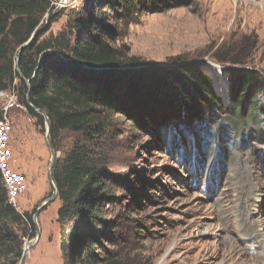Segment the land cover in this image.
<instances>
[{
  "label": "rangeland",
  "instance_id": "rangeland-1",
  "mask_svg": "<svg viewBox=\"0 0 264 264\" xmlns=\"http://www.w3.org/2000/svg\"><path fill=\"white\" fill-rule=\"evenodd\" d=\"M51 1L54 8L39 29L45 36L67 31L73 19L96 6L95 0ZM55 14L60 17L52 23ZM114 22L113 44L129 57L155 67L199 66L212 79L222 105L230 103L226 70L231 66L218 60L243 52L245 66L264 79V0H157ZM16 84L0 92V114L13 126L12 168L27 177L16 209L31 214L41 232L26 264H64L58 193L35 220L53 195L52 150L57 161L63 148L56 152L51 146L48 125L38 126L29 115ZM258 103L257 119L240 125L222 111L197 123L201 133L186 137L190 152H177V141L185 139L179 133L169 147L115 114L107 183L115 202L102 205L107 225L94 233L102 253L121 264H264V82ZM203 138L208 142L201 145ZM36 234L25 239L24 249Z\"/></svg>",
  "mask_w": 264,
  "mask_h": 264
},
{
  "label": "trees",
  "instance_id": "trees-1",
  "mask_svg": "<svg viewBox=\"0 0 264 264\" xmlns=\"http://www.w3.org/2000/svg\"><path fill=\"white\" fill-rule=\"evenodd\" d=\"M156 1L95 0L94 11L73 19L67 31L57 36L39 32L20 55L18 70V50L54 7L51 0H0V92L17 83L20 101L37 125L45 127L43 116L28 103L30 93L31 104L50 119L51 146L56 152L63 148L52 177L62 203L57 222L62 224L64 264H121L105 256L95 240L108 221L102 205L115 202L107 183L118 115L126 116L137 130L161 137L169 147L179 133L185 139L177 141V152H190L187 133L200 134L195 125L216 111L232 115L235 125L257 119L264 79L245 66L243 52L232 60H218L231 66L226 70L230 103L225 106L199 66L155 67L113 44V21L127 20ZM59 17L55 14L52 23ZM203 140L201 145L207 144ZM34 226L31 214L9 204L0 175V264L22 259L25 239L35 237Z\"/></svg>",
  "mask_w": 264,
  "mask_h": 264
},
{
  "label": "built area",
  "instance_id": "built-area-1",
  "mask_svg": "<svg viewBox=\"0 0 264 264\" xmlns=\"http://www.w3.org/2000/svg\"><path fill=\"white\" fill-rule=\"evenodd\" d=\"M13 126L4 116L0 119V175L7 190L8 202L11 206L18 207L20 195L27 190V177L24 173L12 168L14 162L13 151L10 147Z\"/></svg>",
  "mask_w": 264,
  "mask_h": 264
},
{
  "label": "water",
  "instance_id": "water-1",
  "mask_svg": "<svg viewBox=\"0 0 264 264\" xmlns=\"http://www.w3.org/2000/svg\"><path fill=\"white\" fill-rule=\"evenodd\" d=\"M39 34V31H36L33 36L30 38V40L24 44L19 50H18V53H17V56H16V69L19 70V66H18V62H19V58H20V55L22 54V52L32 43V41L35 39V37ZM27 83H29V81H27ZM29 96H30V93H28L27 95V99H28V103L29 105L37 112H39L44 120H45V123L46 125H48L47 127V136L49 137L50 135V119L48 117V115L44 112V111H41L39 109H37L36 107H34L31 102L29 101ZM52 156H53V164H52V167L50 169V176H49V182L50 184L52 185L53 187V195L51 198H49L48 200H46L43 205L37 210L36 214H35V220L37 218V215H38V212L47 205V203H49L50 201H52L53 199H55V197L57 196V193H58V190H57V187L54 183V180H53V177H52V170L54 169V166H55V159H56V154L55 152L52 150ZM36 235H37V238L34 240L33 244L32 245H29L27 246L25 249H24V253H23V256H22V259H21V264H26V259H27V256H28V253L30 251V249L39 241L40 237H41V232H40V229L39 227L37 228V231H36Z\"/></svg>",
  "mask_w": 264,
  "mask_h": 264
},
{
  "label": "bare ground",
  "instance_id": "bare-ground-1",
  "mask_svg": "<svg viewBox=\"0 0 264 264\" xmlns=\"http://www.w3.org/2000/svg\"><path fill=\"white\" fill-rule=\"evenodd\" d=\"M244 218V217H243ZM243 221V220H242ZM249 227V226H248ZM250 233V232H249ZM251 235V234H250ZM256 236V235H255Z\"/></svg>",
  "mask_w": 264,
  "mask_h": 264
},
{
  "label": "crops",
  "instance_id": "crops-1",
  "mask_svg": "<svg viewBox=\"0 0 264 264\" xmlns=\"http://www.w3.org/2000/svg\"><path fill=\"white\" fill-rule=\"evenodd\" d=\"M19 170H20V168H19Z\"/></svg>",
  "mask_w": 264,
  "mask_h": 264
}]
</instances>
